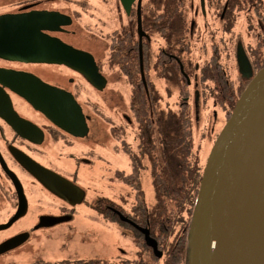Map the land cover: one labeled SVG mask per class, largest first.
<instances>
[{"label": "flooded vegetation", "instance_id": "obj_1", "mask_svg": "<svg viewBox=\"0 0 264 264\" xmlns=\"http://www.w3.org/2000/svg\"><path fill=\"white\" fill-rule=\"evenodd\" d=\"M147 1L150 0H124L127 4L125 6L123 0H0L2 56L10 50L32 52L35 45H28L29 40L37 41L42 37L87 53L93 58L101 75L100 82L93 85L83 73L68 65L31 61L34 59L28 55L21 60L0 57V228H3L0 229V247L19 236L28 235V240L22 245L0 254V263L8 259L7 264H17V260H12L16 259L13 257L29 245L32 249L31 245L36 244H39V249L42 246V252L27 264H88L93 260L105 264L108 261L124 264L126 260L132 259L126 257L127 251L123 249L115 252L116 259L100 256L107 242L109 228L114 229L118 235H125V229L114 221L116 218L122 220L125 217L140 229L149 231L147 227L139 226L126 217L124 211L131 207L124 205L123 198L128 196L127 192L131 187L117 179L119 174L126 177L131 175L133 166L130 157L136 150L141 151L135 141L139 118L136 117L137 109L133 110L132 105L134 88L128 80L131 79L129 75L132 74V69L138 68L136 81L141 80L146 97L151 102L155 101L154 106L157 105L160 111L178 109L179 101L181 104L189 103L198 134L201 105L211 101L213 107L217 106L215 100L219 95L222 96L216 80L210 76L220 72L226 82H237L238 88L245 89L251 77L239 71L238 48L245 51L254 75L264 67L258 69L264 64L263 0H238L247 3L249 10L253 12L247 28L230 37L227 44L229 46L223 50L215 41L211 43V48L203 43L198 53L205 59L200 65L194 64L188 48V28L183 11L186 7L183 5L180 12L179 21H183L179 27L160 31L156 20L164 15V5L171 0H151L152 3L163 5L161 12L149 10ZM198 1L195 16H201L204 22L207 21V4L215 2L217 6L223 5L220 20L227 21L230 30L233 28L236 0H204L205 11L202 0ZM94 5L99 6L102 13L97 31V26L94 29L84 20L91 7L96 9ZM139 20L144 32L142 41L139 37ZM168 25L170 26V22ZM196 28L197 22L193 20L189 27L191 37ZM168 36H172L171 40L166 38ZM162 42L163 45L158 47L157 43ZM141 43L148 92L141 75ZM216 57L217 61L212 60ZM205 71L211 75H206ZM108 72H119L126 80L130 86V104L127 112L119 115V126L109 120L111 132L104 137L103 124L93 118L89 109L78 98L86 85L89 88L91 86L92 91H104L110 83ZM232 73L236 75L235 78ZM28 75H34L37 79L28 78ZM51 88L72 93L80 103L88 129L85 136H81L85 132L82 127L64 130L33 108L28 94L35 100H41ZM175 95L177 101L173 104L171 101ZM214 113L207 115L206 136L201 142L202 154L206 160L205 143L209 139V126L213 124ZM115 141L112 159L120 152L129 159L130 170L115 167L108 187L119 185L127 195L115 191L114 194L103 193V196L97 194L90 200L86 189L78 182V167L99 164L101 160L106 162L105 165L102 164L104 167L108 166L112 160L98 151H107V143L111 146ZM143 153L141 151L142 162L146 165L145 158H148ZM29 164L46 169L48 175L46 171L41 174L47 175L57 185L56 193L39 182L35 173L29 170ZM71 165H74L73 169L68 168ZM145 174L149 175V172L146 171ZM125 224L140 232L131 224ZM97 231L101 235L99 239ZM125 232L126 235H132L128 230ZM132 238L134 240L133 235ZM49 243L53 244L48 246L54 251L52 256L45 248ZM3 248L5 247L0 251Z\"/></svg>", "mask_w": 264, "mask_h": 264}, {"label": "water", "instance_id": "obj_2", "mask_svg": "<svg viewBox=\"0 0 264 264\" xmlns=\"http://www.w3.org/2000/svg\"><path fill=\"white\" fill-rule=\"evenodd\" d=\"M202 7L205 11L204 0ZM139 24L142 41L141 20ZM30 44L35 45L32 52L10 50L0 57L21 60L28 55L34 59L31 61L64 64L83 73L93 85L100 82L98 68L87 53L42 37L29 40ZM140 53L142 80L148 92L142 43ZM237 64L240 73L248 74L251 81L237 100L207 159L189 232L188 264H264V67L254 75L245 51L240 48ZM28 78L36 77L28 75ZM47 92L41 100L28 94L33 108L64 130L82 127L85 132L81 136H85L87 123L74 95L54 88ZM28 168L45 188L56 193L57 185L47 177L46 169L34 164ZM42 171L47 175L41 174ZM122 220L143 233L147 246L157 258L163 257L148 230L140 229L125 217ZM27 240L28 235H22L8 241L0 254Z\"/></svg>", "mask_w": 264, "mask_h": 264}, {"label": "trees", "instance_id": "obj_3", "mask_svg": "<svg viewBox=\"0 0 264 264\" xmlns=\"http://www.w3.org/2000/svg\"><path fill=\"white\" fill-rule=\"evenodd\" d=\"M180 1L171 0L165 3L164 15L156 20L160 31L169 27L172 29L179 27L183 21L179 19L184 5ZM241 5L247 6V3L236 0L235 6ZM166 38L171 40L172 36ZM135 56L137 60L138 55ZM212 60L217 61L218 59L216 57ZM263 66L264 64L258 69ZM131 71L132 74L129 77L132 80H128L134 88L132 105L133 110L137 109V115L136 113L135 115L139 118L135 141L138 149H141L148 159L145 158V165L142 162L141 151L136 150L130 157L133 166L131 175L126 177L119 174L117 179L130 186L134 192L131 198L130 196L123 198L124 205L131 207V209H125L126 217L139 226L149 229L150 236L157 241L163 257L160 259L155 256L153 250L147 246L143 234L116 218L114 220L116 223L132 232L141 256L139 260H126L124 264H188L189 232L206 163L201 146L206 133L201 135L198 133L200 137L198 141L195 116L189 103L181 104L179 101L178 109H171L170 112L169 110L160 111L157 105L154 106L156 102H151L146 97L141 80L136 81L138 68ZM145 71L147 72L148 69ZM205 74L211 75L206 71ZM210 77L216 80L222 91V96L219 95L215 102L225 113L227 122L244 87L238 88L231 80L226 82L224 75L220 72ZM218 135L219 133L214 136L213 141ZM146 171L149 172L154 192V199L151 203L146 200L142 182ZM101 262L93 260L88 264H105ZM106 264L113 263L108 261Z\"/></svg>", "mask_w": 264, "mask_h": 264}, {"label": "rangeland", "instance_id": "obj_4", "mask_svg": "<svg viewBox=\"0 0 264 264\" xmlns=\"http://www.w3.org/2000/svg\"><path fill=\"white\" fill-rule=\"evenodd\" d=\"M90 1L96 2L98 0H90ZM198 2H199L198 0H185L183 4L186 8H184L183 11L185 13V19L187 22L188 31L186 37H187V43L189 45V50L191 52V57L194 64L200 65L205 59L202 56H200L198 53L201 47L203 46V43H205L206 46L211 48V43L215 41L219 44L220 48L223 50L224 47L229 46L227 44L230 37L238 34L239 31L242 32L245 31L248 23L250 22L251 15L253 14V12L249 10L250 6L248 4L247 6L241 5L239 7H236L235 16H234L235 23L233 28L230 30L231 27L228 26L226 22L220 20V14L223 5L217 6L215 2H213V4L210 5L207 4L206 11L208 12V20L204 22L201 16L200 17L195 16L196 7H199ZM94 6L96 7V9L94 7H91V10H89L90 12L85 15L84 20L85 23L94 27V29L97 26V29L95 30L97 31L101 24L100 18L102 17V13L100 11L99 6L97 5ZM147 8L149 10L152 9L156 12H161V10L163 9V5L157 2L152 3L150 0L147 1ZM193 20L197 22V28L194 32V36L191 37L189 32V27ZM160 45L162 46L163 42L157 43L158 47ZM223 55L225 56V54ZM223 62H225V60H223ZM227 70L229 71L228 68ZM232 76L234 78L236 77L234 73H232ZM108 77L110 83L104 91L95 92L92 91L91 86L89 88V86L86 85L85 90H83L81 96L78 98L80 103L89 109L93 118L103 124L104 137L111 132L109 123L114 121V123L119 126L118 123L121 122V119H119V115L121 114V112H127L128 104H130L129 103L130 86L127 84L123 76H121L119 72H116L114 74L108 72ZM235 85H237V82H235ZM161 88H162V92H164L162 85ZM176 97H177L176 95L173 97L171 103L174 104V102L177 101ZM213 112H215L213 116L214 118L213 124L209 126V131H210L209 139L208 142L205 143V145L207 146L205 149L206 157H208V155L210 154V150L212 149V146L214 144L213 141L214 136L217 133H220L226 124L225 116H224L225 113L223 112V110H221L217 106L213 107L212 102L208 101L201 105V112H199V117L201 118L199 134L200 133L202 134L203 132L206 133L205 130L207 126L206 118L209 113L212 114ZM109 120H111V122ZM199 134H197L198 141L200 138ZM107 141L109 142L110 140L108 139ZM81 147H85V146H81ZM115 148H116V141L115 143L112 142L111 146H108L107 143V151L105 150L98 151V153L104 155L105 157L108 156V160H112L108 166L104 167L103 165H105L106 162L101 160L99 164L82 165L80 168L78 167L79 170L78 182L84 189H86L85 191L88 194L90 200H93L97 194L103 196L104 195L103 193L114 194L115 191L116 192L118 191L120 194H126L125 190H122L121 186L119 185L114 186L113 188L108 187L110 182H112L111 179L113 178V170L115 167L122 168L126 171L130 170L129 159L124 155L122 156L120 152L116 153L114 156L115 158L112 159L111 153L112 152L115 153ZM73 167L74 165H71L68 168L73 169ZM142 182L145 190L146 200L149 203H151L154 199V192L150 183L149 175L146 174L143 175ZM129 190L130 191L127 192L129 193L127 197L130 196L131 198L134 192L131 188H129ZM126 232L124 230L125 235H121V234L118 235L114 229L109 228L106 237L107 242L105 243L104 248L101 250L100 256L116 259L115 252L116 251L118 252V249H123L125 250V252L127 251L126 257H129V259L132 257L131 260H139L141 256L139 254L135 241L133 240L132 235L131 234L126 235ZM97 235H98L97 238L99 239L101 235L98 231H97ZM49 245L51 246L53 244L49 243L45 246V248H47L46 251L49 253V255L52 256V254H54V251L51 248L50 249L48 248ZM31 246L32 249L29 245L26 249L20 251L16 257H13L16 259H12V260H17L16 261L17 264H27V262H31L32 258L36 256V254L42 252V246H40V249L37 248L39 244L31 245ZM58 256L60 255L58 254ZM7 262L8 259L0 264H7Z\"/></svg>", "mask_w": 264, "mask_h": 264}]
</instances>
